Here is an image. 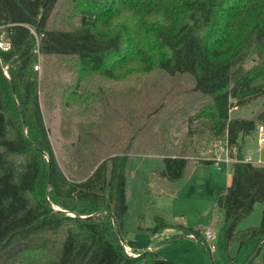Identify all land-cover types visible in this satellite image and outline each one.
<instances>
[{
	"label": "trees",
	"instance_id": "16d2710c",
	"mask_svg": "<svg viewBox=\"0 0 264 264\" xmlns=\"http://www.w3.org/2000/svg\"><path fill=\"white\" fill-rule=\"evenodd\" d=\"M58 2L0 0V37L9 43L0 46V264H178L156 249L126 250V164L137 148L107 150L89 126L77 166L67 173L58 162L41 106V56L76 67L66 104L93 96L77 90L85 77L127 82L134 92L152 73L191 76L203 103L188 135L226 142L236 159L229 185L217 191L226 245L256 241L241 264H264V163L246 160L239 143L264 124V0H65L75 13L61 27L50 24ZM258 99L255 117L231 115ZM188 160L184 149L164 155L161 175L182 180ZM258 203L260 223L240 227ZM153 218L155 231L177 227L207 247L201 229Z\"/></svg>",
	"mask_w": 264,
	"mask_h": 264
},
{
	"label": "rangeland",
	"instance_id": "374dc122",
	"mask_svg": "<svg viewBox=\"0 0 264 264\" xmlns=\"http://www.w3.org/2000/svg\"><path fill=\"white\" fill-rule=\"evenodd\" d=\"M74 13L65 0H59L50 24L65 26ZM53 62L41 56L36 68L43 79L41 106L49 137L64 171L70 173L77 166L74 151L77 144L83 142L84 130L89 126L96 127L95 142L107 150L111 143H130V148H137L139 152L128 153L126 164L129 209L123 232L130 245L147 248L156 244L162 256L178 264H241L256 249V241L242 248L237 242L226 245L217 191L227 188L233 164L223 171L218 169L221 163L215 165L205 160L214 157L216 149L220 144L225 147L226 142L213 140L208 135H188L193 126L192 116L203 103L191 90L194 86L191 76L181 75L175 79L163 72L152 73L134 92L132 84L127 82L85 77L77 90L92 93V97L88 95V100L92 99L90 103L85 100L80 104H66L63 91L67 85H75L78 73L72 61L59 65ZM260 108L258 99L244 106H234L230 113L255 117ZM239 143L244 154L264 160V146L259 144L257 133L240 136ZM182 149L192 167L195 161L201 163L193 168L187 166L181 181H169L161 175L164 155L177 154ZM233 151L236 154V148ZM221 155L228 156L229 151H222ZM154 213L167 219L176 217L178 222L191 226H206L213 220L218 233L215 247L209 249L195 238L177 235L180 231L177 227L155 231ZM262 217L263 205L258 203L240 227L259 224Z\"/></svg>",
	"mask_w": 264,
	"mask_h": 264
},
{
	"label": "built area",
	"instance_id": "2783aa9c",
	"mask_svg": "<svg viewBox=\"0 0 264 264\" xmlns=\"http://www.w3.org/2000/svg\"><path fill=\"white\" fill-rule=\"evenodd\" d=\"M0 46H2L3 48H8L9 47V43L2 40H0ZM257 133V139L259 144H261L262 146H264V124H259L258 128L256 130ZM220 144V143H218ZM221 146H219V148L216 149V153L215 156L213 157V159L218 162L220 160H225L226 162H230V161H234L236 160L235 158H231L229 155L228 156H223L221 155L222 151H226L227 152V148L224 147L222 144H220ZM228 154V153H227ZM246 160L248 161H252L249 157H246ZM220 168V167H218ZM218 235L217 233L214 231V229L212 227H207L206 229H204L203 231V243L209 248V249H213L215 247V243L217 241Z\"/></svg>",
	"mask_w": 264,
	"mask_h": 264
},
{
	"label": "crops",
	"instance_id": "0c3cea01",
	"mask_svg": "<svg viewBox=\"0 0 264 264\" xmlns=\"http://www.w3.org/2000/svg\"><path fill=\"white\" fill-rule=\"evenodd\" d=\"M243 150V149H242ZM245 157H249L253 162H260V163H264V160L263 159H261L260 157H258V159H253L250 155H248V154H245ZM213 162H211V163H213V164H215V165H217V164H219V163H221V166L222 167H220V168H218L219 170H223V171H226L228 168H230L231 167V165L234 163H231V162H226L225 160H220V161H218V162H216L214 159H213V157H211L210 158ZM206 160H208V159H206ZM201 162H199V161H195L194 162V164H193V167H194V165L196 166H198L199 164H200ZM208 163V162H207ZM191 161H190V158H189V160H188V164H187V166L189 167L190 166V168H193L191 165ZM186 166V167H187ZM186 171V170H185ZM184 175H186V172L184 173ZM232 175V174H231ZM184 177V176H183ZM231 179V178H230ZM181 181V180H180ZM174 182H178V181H174ZM230 183V182H229ZM229 185V184H228ZM256 225V224H255ZM191 226V225H190ZM247 226H250V225H247ZM192 227H195V228H198V229H201V231L203 232L204 231V229H206L207 227H214L213 229H214V231L217 233V231L215 230V224H214V221L212 220L208 225H206V226H192ZM181 232L179 231L178 233H177V235H179ZM217 235H218V233H217ZM182 236H184V237H190V238H195L194 237V235L193 234H186V235H182ZM175 237H176V235H175ZM195 239H197L198 241H199V239L198 238H195ZM125 241H126V239H125ZM127 242V241H126ZM199 243L200 244H202V242H200L199 241ZM127 244L128 245H126V250H127V252L129 253V254H133V253H131L130 252V250H131V247H133L132 245H130L128 242H127ZM156 247H157V245L155 244V245H149L148 246V248H150L149 250H154V249H156ZM157 250V249H156ZM143 261V260H142ZM142 261H138V263L137 264H153V263H151V262H149V261H146V260H144L143 262Z\"/></svg>",
	"mask_w": 264,
	"mask_h": 264
},
{
	"label": "water",
	"instance_id": "95a60500",
	"mask_svg": "<svg viewBox=\"0 0 264 264\" xmlns=\"http://www.w3.org/2000/svg\"><path fill=\"white\" fill-rule=\"evenodd\" d=\"M49 158V157H48Z\"/></svg>",
	"mask_w": 264,
	"mask_h": 264
}]
</instances>
